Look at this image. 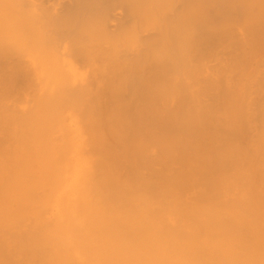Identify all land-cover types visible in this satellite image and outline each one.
<instances>
[{
	"label": "bare ground",
	"instance_id": "1",
	"mask_svg": "<svg viewBox=\"0 0 264 264\" xmlns=\"http://www.w3.org/2000/svg\"><path fill=\"white\" fill-rule=\"evenodd\" d=\"M253 25H257V27H259V29L262 32H264V0H0V59L4 60V62L6 61L4 65L6 64L8 65L7 69L9 71L11 68H14L12 65H10L11 59L15 56L13 55L14 53L17 54L16 56L19 55L21 57H23L22 56L23 54L24 56L25 54L26 56L30 54L27 57L28 58L30 57L31 60L27 61L29 62L27 65L33 70H36L38 66H42L43 68V65L48 64V62L51 61L53 62V60L55 64L57 60L58 63H61V61L66 63L67 60L70 59L71 60L73 59L81 63L82 65L84 64L83 68L82 65H80L81 70L80 69L77 70L79 66H77L78 67L77 69L75 67L74 68L69 67L70 69L67 68L69 69V71L68 70L67 71L72 75V79H71L72 81L69 90H64V92L66 91V95H68V97L71 95L73 98L72 100H74V102H72L70 98L69 101L65 100L64 102H68L67 104H69V102L71 101L73 103L72 107L74 109L78 108L79 110V109H83L84 105L87 103L86 100L89 99V104H91L88 105V107L89 106L91 107L87 110L89 112V110L92 109L93 107L92 106L93 102L91 101V98L92 100L94 98L89 96L88 98H86V94L87 95L90 94L89 89L92 88L91 90L92 92L94 90L93 87L96 89V92L93 91L94 94H92V96L94 95L95 98H98V95L102 97L101 96L103 95V93H101L102 91L104 92L105 98L108 95L112 100V102L113 101L114 102L112 103L111 101H108L109 97L107 98V101L111 102L112 104H115V102L121 101L122 100L121 98H123L124 95H125L124 97L125 100L127 96L133 98L136 92L138 93L142 91L140 90L142 87L144 89L146 87L147 90H150L148 94L152 92V90H156V88L160 89V87L161 88L164 87L161 84V82L159 84L158 81L159 80L162 81V79L165 78V76L167 78L165 80L163 79L164 80L163 83L165 82L164 85L166 87L168 86V88L169 87L176 88V86L185 85L187 83V78L189 75L188 64H187L188 61L187 59L189 57L188 55H191L197 49L196 46L199 45V43L197 44V41L207 42L206 40H208L210 42V40H215L214 42L217 43L216 42L217 37L218 39H220L221 36H227L232 39L236 38L234 43L237 45L239 44L238 47L241 48L240 55L242 54L243 56L242 64L245 62L247 63L248 60L246 61L244 59V56L246 55L247 49L250 48V36H251L250 30L252 29L251 27ZM234 32H235V37L231 35ZM261 35L262 34L259 31V37ZM214 42L212 41L213 44ZM262 42L259 43L258 41L259 44H261ZM225 44L228 45V47L225 46V48H228L229 50L232 47L233 43L231 44V47L229 46L230 42L229 43L225 42ZM204 45L206 48L207 44ZM17 46L19 48H17ZM200 46L202 47L203 45ZM233 46L235 47V45ZM262 47L259 46V49ZM20 48L21 51L18 50ZM213 48L214 47L212 46V49ZM218 48L221 50L220 47ZM233 48H231V50H234ZM251 48H255V47H251ZM191 49H193V52ZM219 49L217 50L220 51ZM202 50L204 51L203 48ZM189 51L191 54H188ZM221 51L224 52L225 49L224 51L223 50ZM206 52L204 55L205 57H207ZM222 52L221 54H223ZM224 53L227 54L226 51ZM234 53L232 55H234ZM210 54H212V52ZM193 55L196 56L195 54ZM262 55H264V53H262ZM204 56L202 55L199 58L201 57L205 58ZM222 56H225V54ZM228 56L230 57L227 58L222 57V58H225L224 60H228L229 58L228 61H230L231 58L234 59L231 56V54H229ZM19 58L17 60H19ZM199 58L197 59L199 60ZM211 58L213 60V57ZM191 59L189 58V60ZM206 59L209 58L207 57ZM237 59H239V57ZM14 60L16 61V59ZM218 60L216 61L217 64L220 61ZM259 61H262L260 63H262L261 65H264V59ZM222 62L223 61H221L220 64H223ZM23 63L21 64V66L24 65ZM231 64H233V61L227 65L229 66ZM224 65H226V63L223 64L222 66L223 68ZM215 66L217 67V71L215 70L216 68L213 66L214 70L218 72L219 71L218 68L220 67H218V65ZM243 66H245V64ZM54 67L57 68L56 66ZM60 67H64V63L63 65L61 63ZM213 67H212V71H213ZM192 68L197 69L195 67H191V69ZM223 68H221V70ZM258 68H257V72H258ZM261 69L259 70L258 74L260 73ZM235 70H237V68H235ZM3 71L5 72V70H2L1 72ZM198 71H200V69H198ZM223 71L225 74L229 70L226 71L224 68ZM230 71H229L230 73H227L226 75L232 74L234 69L231 70L230 67ZM254 72H256V70ZM62 73H60L59 75H61ZM18 74L19 73H17V76L15 77H17V79L20 78L19 81L21 79L23 80L24 77L22 78L20 76L18 78L19 76ZM160 74H164V77L160 76ZM39 75L40 78H42V76L46 78L47 76L44 75V72L43 75L42 73H39ZM226 75H224V77H226ZM238 75L240 82L237 85V87L235 86L234 89L230 90V88H232V85L235 84L234 82L235 80L233 81L232 79V81H229L228 80L229 75H228L227 81H229V83L230 82L232 83L234 82V83L233 84L230 83L231 84L230 86V84L227 85L228 82L226 81L227 82L226 90L228 89L227 92L228 95L225 92L224 94L222 90V93L224 94L221 97L222 101L223 102L227 101L229 105H233L234 107V111L231 112L232 116L230 115L227 116L228 120L224 121L225 128L223 129V127H220L224 131L226 129L225 132L226 136H223L221 132L220 133L217 132L219 134H217L216 132L212 134V131L209 132L210 129H208L207 132L211 134L210 135L211 137L207 136L208 135L207 134L204 136L205 138L204 137L202 138L201 141L199 140L201 138H198V141H200L201 144V142L203 141H204L203 143H205L206 138L209 137L207 139L208 145L207 143L206 145L201 144L203 146L204 145L207 146V148L205 146H204L205 148L203 147L205 152H203V150L200 148L198 141H196L197 144L195 143L194 138L196 137L194 134V135H190V137L188 136L189 138L188 137L184 138L185 141H188L191 139V136H193L192 137L193 139L190 140L191 142L190 141L185 142L184 139H182L183 137H181V140L180 139L175 140V144L176 142L180 144L179 145L176 144V146L175 144L171 145L172 148L174 147V150H171L172 148L170 149L171 151L168 150L170 147L167 149V147L170 145L166 144L168 142L165 138L166 141L164 140L165 142L164 144H166L167 146L164 147H166L165 149L168 150V151L166 150V154H165L164 147L160 148L161 145H164L162 144L163 142H161L163 141V139H159L160 137L158 133H157L158 135L156 136L155 133L157 131H155L154 126L156 128L158 127L157 129H159L160 121L161 119H163L162 116H164V120L167 119L165 115L163 114L161 115V112H163L161 111L162 106L164 108L163 110L165 111L166 115L167 114L169 115V112L173 111L169 109L171 105L170 100L172 99L166 98L164 102L162 101L163 102L162 106H160L159 103L158 105L160 106L161 110L158 109L157 111V108L155 110V106L153 105L154 103L152 102L155 99L151 93L150 95L152 96V98L150 97V95L148 96V94H146L147 93L146 89L145 90L143 89L142 94H137L138 96L140 95L139 97H141L142 95L143 97L139 98L137 95L136 96L138 98L136 96L134 97L137 99V101L138 99H141L142 101L143 100L142 98L146 100V96L144 95V92L146 91L145 94L147 95L148 98H150L149 99L150 101L147 99L148 100L147 102L149 104L150 102L152 103L150 104L151 106L150 105L148 106V103L146 105L143 104L146 103V101L143 100L142 102H140L139 100L140 104L137 103V105H142V106L139 107L136 105L134 107V108L137 107L136 113L137 114L140 113L138 114L140 116L137 115L139 117L138 118L139 120L137 119V122L132 121L134 124L133 127H136L137 130L134 128L132 129V122H130L128 114H127L128 118L125 117L126 118L125 120L123 119L124 115L122 117L121 114L120 115L118 114L119 108L117 109V113H116V115L117 114L119 115V116L117 115L118 117L115 115V112L112 113L109 112L112 114L110 117L107 116L108 113L107 110H106V115L103 112L104 113L103 116L104 117L107 116L104 118L103 121H102L103 118L101 116L100 117L102 119L98 118L99 119L98 120L96 118V116H98L99 113L97 115L95 114L96 116L94 115L96 118L95 120H93L94 117L93 118L82 117L81 114H83L84 116V112L81 110L83 113L77 112L79 114H76L75 119L77 120L78 124L83 125L80 126L82 131L78 127L79 126L78 124H77L78 131L77 132H75L76 130L73 131L75 127L71 123L72 127L74 128L71 131L76 133L75 135H72L75 137V139L73 140L71 139L72 143L74 142L73 144H75V149H76V152L74 151L75 153L73 154L74 156L71 157L70 155H68L69 154L68 152L72 148V144L70 142H69L71 145L70 149H69L70 146L69 144H67L64 147L66 148L69 145L68 146L69 150L62 148L63 146H61L63 145L64 142L65 143L67 142L65 141L66 134L62 133L64 130L63 128H62L63 129L62 132L60 133L63 134L62 137H60V134L58 136V134H54L53 132L47 133L46 132L47 128L46 127L44 128L45 129L44 136L41 137L39 136L40 139L37 142V144L41 146V148H39L41 150H39L38 156L35 155L37 153H34V155L32 154L34 157L28 158L27 156L29 155L25 154V152H23V150L20 149L22 147L19 148V152L16 151V149L12 150V148H10L11 151L9 150V160H8L9 162L4 161V163L5 162L8 163H5L6 165H2V166L1 164L3 162L2 163L0 162V264H264V164H262L264 163L262 162L264 161V158H262V156L264 155L262 156L260 155L261 153H264V151H262L264 150V148L260 147V146H264V142H262V145L257 144V146L259 147H256L258 148L256 150L257 154L258 152L261 151L256 158L258 159V157L261 156L262 160L261 158H259L260 160L258 159V161H254L255 159L253 158L255 156L254 141H248L249 139H247L248 142L246 144L248 147L246 146L240 147L239 145H235L236 144L235 141L237 140L235 141L232 140V138L233 139L236 138L235 136L236 133L238 138V132H240V130L242 132L243 129L241 128L245 127V125L242 126L241 122L239 121L244 115L240 117L242 114L239 115V111L236 110V107L241 102L240 100L242 98V94L245 91V90L242 91L243 89L242 81L244 82L247 80V78L250 76V72L249 71L245 72L244 70L242 71V73ZM26 76L27 75H25V77ZM158 76H160L159 78L162 77V79L159 80L157 79L154 81L155 77ZM8 77L6 76L5 78ZM68 78L70 79V76H68ZM207 79H209L208 76ZM49 80L47 78L48 82H52V79L49 78ZM11 81L14 83L15 80L14 81L11 80ZM55 81L57 82L58 79ZM63 81L65 80H62V82ZM217 81L219 80L217 79ZM222 81L225 82L224 80ZM12 82L10 84H12ZM196 82L203 86V83H200L199 81ZM214 82H212L213 85ZM64 84L69 85V81L67 82L65 81ZM199 84L197 85L199 86ZM5 86L7 85L5 84ZM139 86L141 87L139 89L140 91L138 90ZM257 86L259 87V85ZM7 88L9 89V87ZM10 88L13 87L11 86ZM65 88H67V86H65ZM211 89H213V86ZM211 89L206 88V90H211ZM98 91L101 94L100 93L98 94ZM105 91L107 95L105 94ZM165 91L166 90H164V93ZM184 91L188 92L186 89ZM121 92L124 95L121 94ZM156 92L154 91L152 93H156ZM157 93H158L157 95L155 94L154 95L155 96L160 95L162 93V90L160 89V92ZM189 93L193 98L194 94L191 91L188 92L187 94L189 95ZM66 95L64 96L63 94L65 98L67 97ZM54 96H56L55 93ZM214 96H213L214 101L220 102L219 101L220 97H218L219 95L216 97L217 100H215ZM189 97L190 96H188V98ZM105 98H103V101H106ZM134 98L133 101H136ZM42 101L45 102V100L43 99ZM93 101L96 102L95 100ZM103 101L100 102L99 99V102L102 104ZM108 102L107 103L105 102L106 106ZM50 103L52 104V102ZM56 103H59V101H57ZM105 103L103 104L104 106ZM187 104L189 105V103ZM96 105L99 106L98 108L101 107L99 103ZM109 105L110 104H108L107 106L108 110L110 108ZM152 105L153 108H151ZM177 105H179V103ZM190 106L191 104L188 106V108H190ZM214 106H219V104ZM51 107L53 106L51 105ZM122 107L124 108L123 105ZM138 107L141 110L142 107L143 110L144 107L146 108L145 109L146 113L142 111L144 114H146V116H144V114L141 112V110L138 109ZM32 108L30 107V109ZM58 108L59 110H61L59 105ZM30 109L29 112L31 111ZM50 109L51 108H49V110ZM68 109L70 108H67V110ZM100 109H101L100 111H102L103 107ZM176 109H179V107H177ZM111 110H114V108ZM150 110L153 111V113ZM53 112H55V109ZM156 112L157 114L159 113L161 115V119L159 115L158 117L155 116ZM244 112L246 113L247 111L244 110L243 113ZM14 113L12 112L11 114ZM86 114L88 115L87 112ZM251 114L253 115L252 112ZM72 115L74 116V113H72ZM148 115H150L149 117L151 120H152V116H154L153 119L154 123L151 121V124L149 126V123L143 124V122H139L140 127L142 129H144V127L147 128V126L150 127V129L148 128L150 135L147 134V130H145L146 129L145 128L142 132L145 131L144 134L146 133L147 135L145 134L143 136L142 132H140V129L138 130V128H140L138 127L139 126L138 121L145 122L146 120L149 119ZM247 115L249 116V114ZM61 116L63 117V115ZM89 116L91 115L89 114ZM141 116L143 120L141 119ZM44 117L46 119V116ZM144 117L145 118L148 117V118L144 120ZM156 117L159 118L158 119L159 121H156L155 123L154 120L156 119ZM170 117L168 118V120L169 119L172 120V118ZM54 118H57V116ZM45 119L43 118L42 120ZM217 119L218 118H216V120ZM17 120L19 121L18 118ZM122 120L124 121V124H126V128L130 129L127 132V136L131 135V139H133L134 137L136 138V136L140 134L139 136H142V139L140 137L141 140L140 143L142 144L139 145L137 142H134V144H132L131 140L128 141L127 137H126L127 140L125 139L127 144H125L126 142L123 141L124 138L122 139L118 134H116L118 128H119V132L120 130L122 131L125 128L124 125L121 126L120 124L122 123ZM192 120L194 124L196 120L195 121L194 119ZM75 121L72 122L76 123ZM119 121L120 123H118ZM16 122L14 123L11 122V123L15 124ZM113 122L117 123L118 125L116 131ZM237 122H239V124ZM58 123L55 122L54 124H58ZM26 124L27 123L23 124V127L24 125L26 126ZM45 124H48V122L47 123L45 122L43 126H45ZM157 124L159 126H157ZM163 124L164 126H167L165 123ZM50 125L53 124L49 123L48 126L50 127ZM66 125L69 126V131H70V128L72 127H70V125L68 124H65L64 122V126ZM2 126H4V124ZM57 126L63 127L60 124ZM152 126L154 130L151 128ZM82 127H84L85 131H83L84 129ZM103 127L104 128L106 127L107 128V129L105 128L106 131H108L109 135L112 136L113 138L112 141L111 139H109L112 143L110 141L108 142L107 139L108 137L106 136ZM170 127L171 126H168L169 131L167 130L169 133L172 130L170 129ZM197 127H198V123H197ZM200 129L202 130V128ZM24 130L22 129V132L23 133L26 132L25 135L31 133L26 131V129ZM58 130L56 132H59ZM133 130H135L134 131L135 133L133 132ZM14 131L15 130H13L12 132L14 133ZM69 131L67 132L65 130L64 132L71 133ZM136 131H137V135H135ZM1 132L3 134V130ZM196 132L198 133V131ZM163 133L165 134V131ZM229 133H232L233 135L230 134L229 136ZM256 133L255 135L257 137ZM133 134L135 136L132 138ZM184 134L187 135V133ZM260 135H262V133H260ZM29 136L31 135L29 134L28 137ZM72 136H69L68 134L66 137H72ZM148 136L153 137L155 141V144L153 143V141L152 142L150 141L153 144L149 143V146L156 145L155 150L156 149L158 150L159 148L160 150L162 149L161 151H163L164 149V154L167 155V157L169 156L168 161L167 160H166L167 162L164 161L166 163L161 161L163 163L160 162L161 164L159 165L158 164L159 162H157V159L162 157L161 155L158 156L160 150L156 151L158 152V154L155 153L157 157L154 156V154L153 155L151 154L152 157L150 156V154H148V156L151 157V161H152V162L150 161V163L147 162L148 157L146 155L142 157L143 161L142 159L141 160L139 159L141 158L143 152H140L138 149L140 148L142 149V146L146 147V144L144 143V141L142 142V140H144L145 137ZM155 136L156 138L157 137L158 138L155 139L154 138ZM200 136L202 135L200 134ZM225 137L231 138L232 140L231 142L232 143L234 142V145L230 142L231 145L229 144L230 145L229 146L227 143V139L226 142L223 143L222 140H224ZM16 138H18L17 140H20L18 136ZM115 138L117 139L115 140ZM119 138L120 141L118 140ZM151 139L152 138L149 139L148 137V140ZM219 139L221 140L218 141ZM260 139L262 140L264 138H260ZM5 140H7V138ZM113 140L114 141L118 140L120 144H118L119 143L118 142L116 145H114ZM179 141H181L182 143ZM260 141L258 142L261 143ZM128 142L129 143L131 142L130 145ZM159 142L161 143V145ZM251 142H254L253 143L254 148L252 146V149H251V144H252ZM258 142L256 141V143ZM188 143L190 146L194 143V145L191 146L192 148L188 145ZM222 143L228 147L222 145ZM10 144L8 146L12 145ZM182 144H184V146L187 145V147H184ZM219 144H221L224 148L226 147L225 149L222 150L223 147L220 145V147L222 148L219 150L221 153L223 152L222 154H220V152L216 150V147H219ZM126 145L128 147L127 154L122 150V149L125 150L127 148ZM157 145L159 147H157ZM181 145H182L181 148L182 151L179 150ZM242 145L244 146L245 144ZM4 146L5 145L2 144L0 147L2 148ZM132 146H134L135 152L137 151L136 156L138 154H141L140 156L138 155L139 157H137V159H139L138 163L140 161L139 163L140 168H142V166L144 167V164L142 165V163L144 162L145 164L148 163L147 165L151 163L155 165L156 162V165H159V167L161 166V168L159 169L160 171L161 169L162 170L164 169L161 175H160V171L156 173L157 172L156 170H152V168L157 169V167L154 168L152 164L150 165V167L145 165L144 169L147 168V172L148 169L150 171L146 174L152 175V173L155 171L154 173H156V176L160 175V177H162L163 179L157 178L154 174V176L157 179H159V182L155 183L152 177L147 178L146 176H141L142 174L141 171H140L141 174L139 175L137 166H132L133 165V164L131 165L132 162H130L131 167H128L129 164L128 165L123 164L124 162H127L124 161L125 154H126V159L131 158L127 156L128 154L131 153V149L129 150V147L131 148ZM196 146L200 148L203 153H205L203 157L200 156L199 160H202L201 157L203 158V160L205 159L208 160H205L206 163L205 161H203L204 163L202 162L203 164L201 163L205 171L203 169L201 171V166L198 165V168L200 169L198 170V168H194L197 169L198 171H196L197 173L196 172L193 173L200 175L201 172L203 173L207 172L206 173L207 175L208 171H206V167L204 168V166H207V168L209 166L210 167L209 169H211V175L214 174L218 176L219 175L224 176V174H219V171L216 174L215 173L216 171H214L215 170L214 167L215 166L222 167V163H224L226 160L227 161L231 160L233 164L235 162V164L240 163L241 165L236 166L233 172H230L231 174L229 175H228V171H229L228 169H227L228 171L226 169L222 171L225 173L227 172L226 173L227 175H225L226 177L222 176V178H220L216 176L215 183H212L213 185L210 184L211 183L210 181L213 179L209 180L207 178L209 181L208 182L209 188L210 186L214 188V184H215L216 191H210L211 188L209 189L208 187H206L208 191L201 190L200 193L198 191L197 193L199 195L196 193L197 194L195 195L196 198L195 196L194 197L192 196L191 199H189L188 197V199L182 200L175 194L176 191H174V193L171 192L173 191L172 187L174 185H178V182L180 181L182 182V180L174 179V177L177 178L180 177V179L184 178L182 184L179 183L178 185V186L181 185L180 186L181 188L180 187L178 188L177 186L178 190L181 189L186 190L185 187L188 184H186L187 181L185 182L186 179L185 176L182 175V173L180 174L178 173L179 172L178 171L176 174L177 167H173L171 162L174 163L175 161V163L178 164L179 160L183 159L182 162L180 161L181 167L184 166L185 163H186L185 165H187L188 163L185 162L184 159L186 160V153L189 150L188 148L190 147L192 151H195L197 149ZM177 147L179 149H177ZM5 148L7 150V146ZM118 148H120L122 151H118L119 150ZM208 148H210L209 150L212 152L215 150L218 151L217 153H215V158L219 157L220 155V158L218 159L219 165L216 159L212 160L214 158H212L213 156L210 155V152H207L210 157L206 153V150L209 151ZM63 149L66 150V152L67 151L68 152L67 153L63 152ZM2 150H4V148ZM183 150H186L185 156L181 155L182 156L181 157L178 153H176L177 151L179 153L182 152L181 154H184ZM173 151H175V153L177 154L176 156L175 154H173V156L178 157V159L171 156ZM192 151L190 152L192 153ZM199 151L197 149V152ZM56 152H58L57 155ZM253 152L254 154H252ZM64 153L65 156L66 154L68 155L69 159L66 156L68 160L66 158L65 159L61 158V157L64 158V156H61ZM167 153L170 155H168ZM5 154L6 152L4 153V156ZM18 155H20L21 157ZM131 155L132 154H130V156ZM189 155L187 153V156L191 159L190 157L191 155L190 156ZM4 156L1 158H5ZM197 156L199 155L196 154L195 156L194 154L192 158L194 160L196 159L198 160V158L196 159L194 158ZM171 157L172 159L173 158L174 159L172 160ZM169 158L172 161H169L170 160ZM193 159L192 160L188 159V162L193 161ZM221 159L225 161L222 162ZM159 160H163V159L161 158ZM208 161H210V163H213V166L208 165L207 164ZM214 161H215V165H214ZM259 161H261L262 163ZM182 163L184 164L182 165ZM256 163L258 164V166L256 165ZM124 165H126L128 168L127 170L124 168L125 173L121 174L122 169L120 170V168L126 167ZM167 165L169 168L172 167L175 172L174 171H173L174 173L171 172L170 171L171 169L166 167ZM184 167L183 169L185 170ZM189 167L191 168V165ZM168 169L170 172L168 171ZM191 172H189L190 176L188 175L189 173L186 174V172H184L183 174L187 175L188 177H191ZM124 174L126 175L125 177H123ZM168 175L169 178L167 179ZM200 178L201 177H199L197 180H200ZM169 179L172 180L168 181ZM194 180L193 182L195 184L196 180L195 181ZM187 183H189V181ZM190 184H189V188H190ZM182 185H184L183 186L184 188H182ZM181 191L179 192L183 193Z\"/></svg>",
	"mask_w": 264,
	"mask_h": 264
},
{
	"label": "rangeland",
	"instance_id": "2",
	"mask_svg": "<svg viewBox=\"0 0 264 264\" xmlns=\"http://www.w3.org/2000/svg\"><path fill=\"white\" fill-rule=\"evenodd\" d=\"M253 26H256V27H253ZM251 28V30H250V32H251V36H250V48H248L247 49V51H246V55L244 56V59L247 61V63L245 62V63H243L242 64V58H243V56H242V54L240 55V51H241V48L240 47H238L239 46V44L237 45V44H235L234 43V41H235V39L233 40L232 38H230V37H227V36H221V38L224 40H222L221 38L220 39H218V37H217V40H216V42L217 43H215L214 41L215 40H210V42L208 41V40H206L207 42H198L197 41V44L199 43V45H197L196 47H197V51L195 50L194 52H196V53H194L193 52V49H191L192 50V54L190 53V51L188 52V54H191V55H188L189 57H188V61H187V64H188V78H187V83L185 84V85H183V86H176V88L175 87H169L168 88V86L166 87L165 85H164V83H163V81L167 78L166 76H165V78H163L162 79V77L161 78H159L160 76H163L164 77V74H160V76H158V77H155V79H154V81L155 80H159V79H162V81L161 80H159L158 81V83L160 84V82H161V84L164 86V87H160V89L162 90V93L160 94V95H158V96H155V95H157L158 93L157 92H160V89L159 88H156V90H157V92H156V90H152V92H156V93H152V92H150L152 95H153V97H154V99L155 100H153L152 102L154 103L153 105L155 106V110H156V108H157V111H158V109H160V106H162L163 105V102L166 100V98L168 99V98H170V99H172V100H170V103H171V105H170V107H169V109H171V110H173V111H171V112H169V115L167 114H165V111L163 110L164 108H163V106L161 107L162 108V110L161 111H163V112H161V115L163 114V115H165V117L167 118V119H165L164 120V116H162L163 117V119H161V115L159 114L160 113V110H159V113L157 114V112H156V115L155 116H157L158 117V115H159V117H160V119H161V121H160V126L157 124V126H159L160 128H161V126H162V128H161V131H160V128L159 129H157L155 126H154V124H153V126H154V129H155V131H157L155 134H156V136L159 134V139H163V141H161V142H163L162 144H164L165 142H164V140H165V138H166V140H167V142L168 143H166V144H169L170 146H168L167 147V149L168 150H170L171 148H172V146L171 145H174L175 144V140H178V139H180L181 140V137H183L182 139H184V138H186V137H190V135H194L195 134V137L197 138H194L195 139V143L197 144V142L196 141H198V138H201V139H199L200 141L202 140V138L205 136V135H207V136H210L211 134L209 133V132H211L212 131V134L213 133H217V132H221V134L223 135V136H226L225 135V132H226V129H225V131L223 130L224 128H225V123H224V121L225 120H228L227 119V116H232L231 115V112H233L234 111V107H233V105H229L228 104V102L227 101H225V102H223L222 101V99H221V97H222V95H224L225 93H227L228 92V89L226 90V83H227V85H229L230 83H232V82H230L229 83V81H232V79H233V81L235 82V84L234 85H232V88H230V90H232V89H234L235 88V86L237 87V85L239 84V82H240V80H239V75L238 74H240V73H242V71H244L245 70V72L246 71H249L250 72V78L248 79L247 78V80L246 81H242V83H243V89H242V91H244V93L242 94V98H241V102L238 104V106L236 107V110L237 111H239V115H241L240 117H242L243 115L245 116H243L239 121L241 122V124H242V126H244L245 125V127H243V128H241V129H243V131L241 132V130H240V132H238V138H237V133L235 134V136H236V138L235 139H233L232 138V140H237V141H235L236 142V144L235 145H239L240 147H248L247 146V142L248 141H254L255 142V151H254V149H253V151L255 152V156L253 157V158H255V159H257L256 157H257V155L261 152H258V154H257V149L258 148H256V147H259V146H257V144L259 145H262V142H264V139H260V138H264V137H262V136H264V126H262V125H264V99H262V98H264V96H262V95H264V81H262V80H264V73H262V72H264V65H261L262 63H260V62H262V61H259V60H262V59H264V55H262V53H264V47H262V46H264V42H262V41H264V40H262V39H264V38H261V37H264V32H262L260 29H259V27H257V25H253ZM259 31L261 32V36L259 37ZM232 32V31H231ZM234 34V35H233ZM233 34H231L233 37H235V32L233 33ZM223 37H225V38H223ZM260 38H261V40H260ZM212 39V38H211ZM214 39H216V38H214ZM253 39V40H252ZM259 39V40H258ZM219 40H220V43H219ZM257 40V41H256ZM212 41L214 42V44L212 43ZM252 41H255V42H252ZM258 41H259V43L260 42H262L261 44H259L258 43ZM210 44H209V43ZM225 42L226 43H229L230 42V47H231V44H232V47L231 48H233L234 46L233 45H235V47L233 48L234 50H231V48L228 50V48H225V46L226 47H228V45H226L225 44ZM232 42V43H231ZM256 44V42H257V44L255 45L254 44V46H253V44ZM201 43V44H200ZM219 43V44H218ZM223 43V44H222ZM204 44H207L206 46L208 47H206L205 48V45ZM212 44V45H211ZM216 44H217V46L218 47H220L221 48V50H223L224 51V49H225V51L227 52V54L226 53H224V52H222L217 46H216ZM200 45H203L202 47L200 46ZM237 45V46H236ZM198 46H200V47H198ZM211 46V47H210ZM212 46L214 47L213 49H212ZM259 46H261L262 48H260L259 49ZM215 47H217V48H215ZM251 47H255V48H251ZM17 48H19L18 46H17ZM16 48V49H17ZM202 48L204 49V51L202 50ZM257 48V49H256ZM199 49V50H198ZM207 49V50H206ZM217 49H219L223 54H221V52L220 51H218ZM227 49V50H226ZM236 49H237V52H238V54H237V52H236ZM19 51H21V48L20 49H18ZM202 50V51H201ZM207 52H206V51ZM209 50V51H208ZM214 52H213V51ZM253 51V53H252V51ZM258 50V51H257ZM201 52V53H199V52ZM233 51V52H232ZM234 51H235V53H234ZM256 51V52H255ZM205 52H206V56L209 58V59H206L207 57H205L204 55H205ZM212 52V54H210ZM228 52H230V53H228ZM13 53V52H12ZM209 53V54H208ZM234 53V55H232ZM256 53V54H255ZM20 54H21V52H20ZM193 54H195L196 56H194ZM198 54H199V56H198ZM221 54V55H220ZM225 54V56H222V55H224ZM229 54H231V56L235 59H232L231 58V60L230 61H228L229 60V58H228V60H224L225 58H222V57H230V56H228ZM10 55V54H9ZM13 55H15L12 59H11V61H10V65H12L14 68H9L10 69V71L7 69L8 67V65L6 64V65H4L5 64V62H4V60H2V59H0V103H2V104H0V130L2 131L3 130V134H2V132L0 131V146L3 144V145H5L4 147H0L1 149V151H0V162L2 163L1 164V166L2 165H6L5 163H8L9 161V150L11 151V149L10 148H12V150L13 149H16V151H18L19 152V148L20 147H22V148H20V149H22L23 150V152H25V154H27V155H29V156H27L28 158H32V157H34L33 155H34V153H37V154H35V155H39V150H41V149H39V148H41V146H39L38 144H37V142L39 141V139H40V137L41 136H44V133H45V127L47 128V133L48 132H53L54 134H58V136H59V134L62 132V130H63V132L62 133H64V134H66V136L69 134V136H72V135H75L76 133L75 132H77L78 131V129H77V126L80 128V130L82 131V129H81V127L80 126H83V125H81V124H78L77 123V120L75 119L76 117V114H79V113H77V112H84V116H83V114H81V116L82 117H85V118H93L94 117V119L93 120H95L96 118L98 119H102V121L104 120V118L105 117H107V116H111L112 114V112H115V115H116V113H117V109L119 108V115L121 114L122 115V117H123V115H124V117H123V119L125 120L126 118H128V116H127V114L129 115V120H130V122H137V119L139 118L138 116H140V115H138V114H140V113H136L137 112V107L136 108H134L136 105H137V103H139L140 104V102H142L143 100H144V98H142L143 100L141 101V99H138V101H137V99L136 98H134L137 94H142V92H143V87L141 88L140 86L138 87V90L140 89V90H142V91H140V92H136L135 93V96L133 97L136 101H133V98L131 97H129V96H127V98H126V100L124 99V97H125V95L123 94L124 93V91H123V93L121 92V94H123L124 95V97L123 98H121L122 100L121 101H119V102H115V104H112L113 102H112V100L110 99V97L106 94V91H105V94L107 95V97L105 98V95H104V92H102L101 91V93H103V95H101L102 97H100L99 95H98V98H95L94 97V95L92 96V94H94V92L93 91H95L96 92V89L93 87V91L91 92V90H92V88H90L89 89V92H90V94H86V98H88V96L89 97H93L94 99L93 100H95L96 102H94L93 100H92V98H91V101L93 102H91L92 103V109H90L89 110V112H91V113H89L87 110L89 109V108H91L90 106L88 107V105H91V104H89V99H87L86 100V102L88 103H86L85 105H84V107H83V109H79L78 110V108H73L72 107V105H73V103L72 102H74V100H72L73 98H72V96L70 95V93H69V97H68V95H66V91L64 92V90H69V87L71 86L70 84H71V79H72V75L68 72L69 71V67H75L76 69L78 68L77 66H79V68L77 69V70H81V67H80V65H82L81 63H79V62H77V61H75V60H67V62L65 63V62H62L61 61V63H62V65H63V63H64V67H60L61 66V63H58V60L56 61V64H55V62H54V60H53V62L51 61V62H48V64H45V65H43V68H42V66H38L37 67V69L36 70H33L32 68H30V67H28V63L29 62H27L28 60H31L30 59V57L28 58L27 56H29V55H27L26 56V54H25V56H24V54L22 55L23 57H21V56H16L17 54L16 53H14ZM204 56L205 58H203V57H201V58H199L200 56ZM210 55H211V57H213V60H212V58L210 57ZM220 55V56H219ZM238 55H240V56H238ZM192 57V59H191V57ZM216 56V57H215ZM234 56H236L237 58L239 57V59H237L236 57H234ZM251 56V57H250ZM19 57H21V58H19ZM26 57V58H25ZM194 57H196V58H194ZM218 57V58H217ZM219 57H220V59H219ZM262 58V59H259V58ZM19 58V60H17ZM189 58L191 59V60H189ZM197 58H199V60L197 59ZM252 58V59H251ZM258 58V59H257ZM14 59H16V61L14 60ZM203 59H205V60H203ZM216 59V60H215ZM220 61H219V60ZM222 59V60H221ZM238 61H237V60ZM25 60H26V62H25ZM199 62H198V61ZM202 60H203V62H202ZM208 60V61H207ZM219 61L218 62V64L216 63V61ZM240 60V61H239ZM1 61H2V63H1ZM60 61V60H59ZM75 63H74V62ZM194 61V62H193ZM196 61V62H195ZM213 63V64H215V65H218V67H220V68H218V72H216L217 71V67L215 66V65H213L211 62ZM221 61H223L222 63L223 64H225L226 63V65H224V68H225V70L227 71V70H229L230 71V67H231V70H233L234 69V71L232 72V74H228L229 75V77H228V75H226L227 73H230L229 71H227V73H225L224 74V68L222 67L223 66V64H220L221 63ZM226 61V62H225ZM233 61V64H231V65H227V64H229V63H231ZM236 61H237V63H236ZM20 62V63H19ZM24 62V63H23ZM73 62V63H72ZM227 62H229V63H227ZM260 64H259V63ZM24 64V65H22L21 66V64ZM77 63V64H76ZM98 63V62H97ZM196 65H198V66H196ZM201 63V64H200ZM20 64V65H19ZM66 64V65H65ZM101 64V63H100ZM192 64V65H191ZM211 64V65H210ZM245 64V66H243ZM247 64H248V66H247ZM259 64V65H258ZM201 65V66H200ZM209 67H208V66ZM239 65V66H238ZM51 66H52V68L54 67V66H56L57 68H51ZM83 66H84V64L82 65V68H83ZM216 68L215 70H214V67ZM226 66V67H225ZM237 66V67H236ZM59 67V68H58ZM191 67H195V68H197V69H194V68H192L191 69ZM212 67H213V71H212ZM232 67H233V69H232ZM238 67H240V68H238ZM259 67V68H258ZM6 68V69H5ZM65 68V69H64ZM67 68H69V69H67ZM204 68V69H203ZM221 68H223L222 70H221ZM229 68V69H228ZM235 68H237V70H235ZM257 68H258V72H259V70L261 69V71H260V73L258 74V72H257ZM13 69V70H12ZM16 69H17V71H16ZM19 69V70H18ZM59 71H58V70ZM64 69V70H63ZM198 69H200V71H198ZM2 70H5V72L3 71V72H1ZM6 70H8V71H6ZM12 70V71H11ZM62 70H63V73H62ZM68 70V71H67ZM197 70V71H196ZM205 70V71H204ZM223 72V74H222V72ZM240 72H239V71ZM256 70V72H254ZM46 71H48V72H46ZM55 71V72H54ZM214 73V72H216V73H212V72ZM237 71V72H236ZM8 72V73H7ZM10 72V73H9ZM16 72V73H15ZM43 72H44V75L46 76V78L44 77V76H42V78H40V75H39V73H42V75H43ZM46 72V73H45ZM50 72H51V74H50ZM253 72V73H252ZM17 73H19L18 75V78L21 76L22 78H23V80L21 79L20 81H19V79H17V77H15V76H17ZM56 73V74H55ZM58 73V74H57ZM60 73H62L61 75H59ZM197 73H199V74H197ZM218 73H219V75H218ZM238 73V74H237ZM256 73V74H255ZM14 74H16V75H14ZM67 76H66V75ZM70 74V75H69ZM209 74V75H208ZM236 74V75H235ZM258 74V75H257ZM3 75V76H2ZM25 75H27L26 77H25ZM55 75V76H54ZM57 75V76H56ZM58 75H59V77H58ZM67 77H65V76ZM224 75H226V77H224ZM252 75V76H251ZM259 75H260V77H259ZM8 77V76H11V77H8V78H5V77ZM13 76V77H12ZM68 76H70V79L68 78ZM200 76V77H199ZM204 76H206V77H204ZM207 76L209 77V79H207ZM234 76V77H233ZM235 76H237V77H235ZM258 76V77H257ZM15 77V78H14ZM56 77H57V79H58V81L56 82L55 80H57L56 79ZM204 79H203V78ZM227 77L229 78L228 80L229 81H227ZM233 77V78H232ZM251 77H252V79H251ZM254 77H256V78H254ZM47 78H48V80H49V78L50 79H52V82H48L47 81ZM61 78H62V80H65L66 82L67 81H69V85L68 84H64V82L65 81H63L62 82V80H61ZM193 78V79H192ZM202 78V79H201ZM206 78V79H205ZM212 78H214V79H212ZM222 78V79H221ZM231 78V79H230ZM235 78H237V79H235ZM4 79V80H3ZM26 81H25V80ZM35 79V80H34ZM66 79H68V80H66ZM152 79H153V77H152ZM194 79H195V81H194ZM217 79L220 81H217ZM226 79V80H225ZM252 81H251V80ZM256 79V80H255ZM261 79V80H260ZM8 80V81H7ZM11 80H15L14 81V83L11 81ZM32 80V81H31ZM117 80V79H116ZM201 80H202V82H201ZM203 80H205V81H203ZM208 80H209V82H211V83H209L208 82ZM211 80V81H210ZM222 80H224L225 82H223ZM260 80V81H259ZM4 81H7V82H4ZM12 82V84H10L11 82ZM43 81V82H42ZM49 81H51V80H49ZM54 81V82H53ZM196 81H199L200 83H203V86L201 85V84H199V83H197ZM215 81V82H214ZM221 81H222V84L223 83H225V84H221ZM227 81V82H226ZM256 81V82H255ZM36 82H37V84H36ZM42 82V83H41ZM45 82V83H44ZM196 84H195V83ZM205 82V83H204ZM212 82H214V85H213V83ZM233 82V83H234ZM249 82V83H248ZM256 84H255V83ZM261 82V83H260ZM9 85H11L13 88H10L11 86H9ZM47 83V84H46ZM51 83V84H50ZM232 83V84H233ZM252 83H254V84H252ZM5 84L7 85V86H5ZM46 84V85H45ZM48 84H49V86H48ZM59 84V85H58ZM67 86V88H65V86ZM197 84H199V86L197 85ZM205 84V85H204ZM206 84H208V85H206ZM216 84V85H215ZM249 86H248V85ZM37 85V86H36ZM55 85V86H54ZM57 85H58V87H57ZM162 85H159V86H162ZM224 85H225V87H224ZM257 85H259V87L257 86ZM5 86V87H4ZM35 86V87H34ZM142 86V85H141ZM185 86V87H184ZM197 86V87H196ZM201 86V87H200ZM212 86H213V89H211L212 88ZM218 86H219V88H218ZM230 86H231V84H230ZM252 86V87H251ZM257 86V87H256ZM261 86V87H260ZM1 87H2V89H1ZM7 87H9V89L7 88ZM22 87V88H21ZM48 89H47V88ZM178 87V88H177ZM184 87V88H183ZM249 87H251V88H249ZM38 88V89H37ZM201 88V89H200ZM203 88V89H202ZM205 88V89H204ZM206 88L207 89H211V90H206ZM247 88V89H246ZM259 88V89H258ZM46 89V90H45ZM62 89H63V91H62ZM145 89H146V87H145ZM144 89V90H145ZM187 90L188 92H192L193 94H194V96H193V98H192V96H191V94L189 93V95L187 94L188 92H186V91H184V90ZM220 91H219V90ZM251 89V90H250ZM258 89V90H257ZM261 89V90H260ZM34 90H36V91H34ZM59 90V91H58ZM137 90V91H138ZM147 90V89H146ZM164 90H166V91H168V92H166L165 91V93H164ZM203 90V91H202ZM205 90V91H204ZM216 90V91H215ZM222 90H223V93H222ZM225 90V91H224ZM248 90H249V92H248ZM253 90V91H252ZM257 92H256V91ZM62 91V92H61ZM99 91H100V89H99ZM98 91V94L100 93ZM104 91V90H103ZM150 90H147V93L146 94H148V92H149ZM176 91V92H175ZM210 91H212V92H210ZM247 91V92H246ZM146 92V91H145ZM145 92H144V95L146 96V100H144V101H146V103H143V104H147L148 102V100L150 99V98H148L147 97V95L145 94ZM174 92V93H173ZM221 92V93H220ZM260 92V93H259ZM36 93V94H35ZM54 93L56 94V96H54ZM64 94V96L66 95L67 97L65 98L64 96H63V94ZM100 93V94H101ZM126 93V92H125ZM150 93L148 94V96L150 95ZM200 93V94H199ZM205 93V94H204ZM212 95H211V94ZM59 94H60V96H59ZM155 94V95H154ZM167 94V95H166ZM177 94V95H176ZM203 94V95H202ZM209 94V95H208ZM52 95V96H51ZM123 95H121V96H123ZM165 95V96H164ZM179 95H180V97H179ZM200 95V96H199ZM215 95V96H214ZM219 95V96H218ZM227 95H228V93H227ZM247 95V96H246ZM250 95H251V97H250ZM255 95V96H254ZM138 96V95H137ZM136 96V97H137ZM140 96V95H139ZM138 96V97H139ZM162 98H161V97ZM164 96V97H163ZM169 96V97H168ZM186 96V97H185ZM188 96H190L189 98H188ZM203 96V97H202ZM206 96V97H205ZM213 96H214V98H215V100H217L216 99V97L218 96V97H220V99H219V101L221 102H217V101H214V99H213ZM59 97V98H58ZM109 97V99H108V101H111V102H108L107 101V98ZM129 97V98H128ZM137 97V98H138ZM141 97H143V95L141 96ZM141 97H139V98H141ZM150 97L152 98V96L150 95ZM160 97V98H159ZM178 97V98H177ZM183 97H184V99H183ZM205 97V98H204ZM256 97V98H255ZM259 97H260V99H259ZM24 98V99H23ZM35 98V99H34ZM57 98V99H56ZM71 99V101L69 102V104H67L68 102H64L65 100L66 101H69L70 99ZM103 98H105L106 99V101H103ZM156 98H158V99H156ZM164 98V99H163ZM179 98H180V100H179ZM213 101V103H212V101L210 100V99ZM251 98V99H250ZM255 98V99H254ZM258 98V99H257ZM42 99L43 100H45V102L44 101H42ZM97 99V100H96ZM99 99H100V102L101 101H103V104L106 102H108V104H110L109 105V110H108V104H107V106H106V103H105V106L102 104V103H100L99 102ZM102 99V100H101ZM104 99V100H105ZM132 99V100H131ZM148 99V100H147ZM163 99V100H162ZM188 99V100H187ZM204 99V100H203ZM246 99V100H245ZM31 100V101H30ZM79 100V99H78ZM78 100H76V101H78ZM81 100V99H80ZM139 100H140V102H139ZM159 100V101H158ZM176 101V103H175V101ZM202 100V101H201ZM262 100V101H261ZM23 101V102H22ZM57 101H59V103H56ZM63 101V102H62ZM98 101V102H97ZM124 101H125V103H124ZM130 101V102H129ZM133 101V102H132ZM150 101V100H149ZM155 101H157V102H155ZM163 101V102H162ZM180 101V102H179ZM183 103H182V102ZM189 101V102H188ZM200 101V102H199ZM252 103H251V102ZM261 101V102H260ZM50 102H52V104L50 103ZM54 102V103H53ZM120 102H122V103H120ZM135 102H136V104H135ZM179 103V105H177L178 103ZM192 102V103H191ZM216 102V103H215ZM223 102V103H222ZM247 102H249V103H251V104H249V103H247ZM29 103V104H28ZM56 103V104H55ZM60 103H61V105H60ZM99 103V105L101 106L100 108H102L103 107V109H102V111H100L101 109L100 108H98L99 106H97L96 104H98ZM121 104V105H119V104ZM127 103V104H126ZM155 103H157V104H155ZM160 103V106L158 105ZM187 103H189V105L191 104V106H192V108H191V106H190V108H188V104ZM211 103V104H210ZM226 105H225V104ZM16 104V105H15ZM56 106H54V105ZM63 104V105H62ZM93 104H95V105H93ZM102 104V105H101ZM113 105V107H112V105ZM150 104H152L151 102H150ZM149 103H148V106L150 105ZM184 104H187V105H184ZM198 104V105H197ZM202 104V105H201ZM219 104V106H214V105H218ZM222 104V105H221ZM245 104V105H244ZM249 104V105H248ZM256 104V105H255ZM34 105V106H33ZM51 105L53 106V107H51ZM58 105H59V107H60V109L61 110H59V108H58ZM117 105V106H116ZM122 105L124 106V108L122 107ZM127 107H126V106ZM134 105V106H133ZM153 105H152V107L151 108H153ZM206 105H209V106H206ZM253 105V106H252ZM255 105V106H254ZM260 105V106H259ZM13 106V107H12ZM62 106V107H61ZM67 106V107H66ZM95 106H97V107H95ZM137 106H139V107H141L142 105H137ZM148 106H147V108H148ZM151 106V105H150ZM159 106V107H158ZM182 108H181V107ZM213 106V107H212ZM243 106H244V109H243ZM246 106H248V107H246ZM30 107L32 108V109H30ZM65 107H66V109H65ZM86 107V108H85ZM126 107V108H125ZM139 107H138V109H139ZM146 107V106H145ZM144 107V110H143V107H142V110L141 109H139V110H141V112L142 111H144L145 112V108ZM177 107H179V109H176ZM185 107H186V109H185ZM203 107V108H202ZM208 107V108H207ZM261 107V108H260ZM15 108V109H14ZM18 108V109H17ZM49 108H51L50 110H49ZM62 108H63V110H62ZM67 108H70V109H68L67 110ZM73 110H72V109ZM94 108H95V110H94ZM97 108H98V110H97ZM104 108H105V110H104ZM114 108V110H111V109H113ZM227 108V109H226ZM250 108V109H249ZM252 108H255V109H252ZM7 109V110H6ZM11 109H14V110H11ZM27 109H28V111H27ZM29 109L31 110L30 112H29ZM54 109H55V112H53L54 111ZM121 109H123V110H121ZM127 109V110H126ZM136 109V110H135ZM149 109H150V107H149ZM168 109V110H169ZM211 109V110H210ZM218 109V110H217ZM248 109V110H247ZM260 109V110H259ZM18 110V111H17ZM26 110V111H25ZM49 110V111H48ZM51 110H52V112H51ZM82 110V111H81ZM85 110V111H84ZM106 110L108 111V113H107V116H103L104 115V113H105V115H106ZM125 110V111H124ZM152 110V109H151ZM150 110V111H151ZM176 110V111H175ZM186 110V111H185ZM216 110V111H215ZM220 110H221V113H220ZM244 110H246L247 112L245 113H243V111ZM252 110V111H251ZM255 110V111H254ZM21 111V112H20ZM72 111H74V112H72ZM94 111V112H93ZM122 111V112H121ZM129 113H128V112ZM147 111V110H146ZM191 113H190V112ZM260 111H261V113H260ZM3 112V113H2ZM14 113V114H11V113ZM19 112V113H18ZM47 112V113H46ZM49 112V113H48ZM82 112V113H83ZM86 112L88 113V115L86 114ZM93 112V113H92ZM96 112V113H95ZM100 112H101V114H100ZM104 112V113H103ZM109 112H111V113H109ZM127 112V113H126ZM152 113H153V111H151ZM150 112V113H151ZM180 112V113H179ZM211 112V113H210ZM250 112V113H249ZM251 112L253 113V115L251 114ZM259 112V113H258ZM26 113H28V114H26ZM46 113V114H45ZM52 113V114H51ZM72 113H74V116L72 115ZM99 113V115L98 116H96L97 114ZM103 113V114H102ZM143 113V112H142ZM146 113V112H145ZM151 113V114H152ZM154 113H155V111H154ZM205 113V114H204ZM213 113H218L217 115L216 114H213ZM19 114V115H18ZM22 114H23V116H22ZM45 114V115H44ZM47 114H49V115H47ZM65 114V115H64ZM71 114V115H70ZM89 114L91 115V116H89ZM96 114V115H95ZM114 114V113H113ZM117 114V115H118ZM126 114V115H125ZM144 114V113H143ZM187 114H188V116H187ZM207 114V115H206ZM247 114H249V116L247 115ZM10 115V116H9ZM33 115V116H32ZM51 115V116H50ZM61 115H63V117L61 116ZM96 116V118H95V116ZM116 115V116H117ZM118 115V116H119ZM138 115V116H137ZM142 115V114H141ZM176 117H175V116ZM179 115V116H178ZM210 115V116H209ZM255 115V116H254ZM260 115V116H259ZM12 116V117H11ZM30 116H32V117H30ZM44 116H46V119H45V117ZM57 116V118H54V117H56ZM69 116H72V117H69ZM102 118H101V117ZM117 116V117H118ZM143 116V115H142ZM142 116H141V119L143 120V118H142ZM144 116H146V114H144ZM150 115H148V117H149ZM170 116H172V117H170ZM197 117V118H195V117ZM212 116V117H211ZM214 116H216V117H214ZM221 116V117H220ZM248 116V117H247ZM14 117V118H13ZM19 119V121L17 120V118ZM48 117V118H47ZM60 117V118H59ZM126 117V118H125ZM147 117V118H148ZM156 117V119L154 120L155 121V123H156V121H159L158 119L159 118H157ZM172 118V120H168V118ZM174 117H175V119H174ZM180 117V118H179ZM187 117H188V119H187ZM190 117V118H189ZM222 118V119H220V118ZM250 117V118H249ZM259 117V118H258ZM2 118V119H1ZM4 118V119H3ZM13 118V119H12ZM16 118V119H15ZM23 118H24V121H23ZM45 119V120H42V119ZM63 118V119H62ZM132 118V119H131ZM147 118H145L144 117V120H146ZM216 118H218L217 120H216ZM245 118H246V120H245ZM256 118V119H255ZM262 118V119H261ZM15 119V120H14ZM98 119V120H99ZM118 119H120V118H118ZM153 119H154V116H152V120L150 119V117H149V119L148 120H146V121H149V122H144V121H138V123L139 122H143V124H147V123H149V126H150V124H151V121L153 122ZM181 119V120H180ZM184 119V120H183ZM186 119V120H185ZM192 119H194V124H193V120H192V122H191V120ZM214 119V120H213ZM220 119V120H219ZM251 119V120H250ZM258 119V120H257ZM10 120H11V122L12 123H14V122H16L15 124H12L11 122H10ZM42 120V121H41ZM60 120V121H59ZM76 120V121H75ZM139 120V119H138ZM178 120H179V122H178ZM189 120V121H188ZM209 120V121H208ZM249 120V121H248ZM7 123H6V122ZM14 121V122H13ZM22 121V122H21ZM39 121H41V122H39ZM50 121V122H49ZM75 121L76 123H73V122ZM121 121V120H120ZM120 121L118 122V123H120ZM128 121V120H127ZM164 121V122H163ZM178 123H177V122ZM189 123H188V122ZM213 121V122H212ZM253 121V122H252ZM4 122V123H3ZM20 124H19V123ZM27 123L26 124V126L24 125V127H23V124H25V123ZM47 123L48 122V124H45V126H43L44 125V123ZM55 122H59L58 124H54ZM64 122H65V124H68V125H70V127H72V124H73V126L75 127V129L72 127V128H70V131H69V126H64ZM133 122H132V129L134 128V129H136V127H133ZM169 122H171V123H169ZM176 122V123H175ZM185 122V123H184ZM212 123V125H211V123ZM220 122V123H219ZM244 122V123H243ZM246 122H248V123H246ZM255 122H256V124H255ZM1 123H3L4 124V126H2L3 124H1ZM37 123H39V124H37ZM49 123L50 124H53V125H50V127L48 126L49 125ZM72 123V124H71ZM154 123V122H153ZM163 123H165L167 126H164V124ZM179 123H180V125H179ZM186 123H188V124H186ZM197 123H198V127H197ZM238 124H239V122H237ZM259 123V124H258ZM5 124H7V125H5ZM35 124H37V125H35ZM62 125L63 127H60V126H57V125ZM78 124V125H77ZM113 124L115 125V131L117 130V127H118V125H117V123H114L113 122ZM121 124V126L122 125H124V130H120V132H119V128H118V130H117V132H116V134H118L119 136H120V138H124L123 139V141H125V139H126V137L128 138V141L129 140H131V142H132V144H134V142H137L139 145L140 144H142V143H140L141 142V140H140V137H141V139H142V136H139L140 134H139V132H138V136H136V138L134 137L135 135H137V131H136V134L134 135L133 134V136H132V138L134 139H131V135H128L127 136V132H128V130H130L129 128H126V124H124V121L122 120V123H120ZM127 124H128V122H127ZM172 124V125H171ZM190 124H192V125H190ZM217 124V125H216ZM219 124V125H218ZM249 124V125H248ZM253 124V125H252ZM16 125V126H15ZM20 127H19V126ZM22 125V126H21ZM41 125V126H40ZM47 125V126H46ZM55 125V126H54ZM76 125V126H75ZM141 125H142V123H141ZM179 125V126H178ZM185 125V126H184ZM249 127H248V126ZM5 126H6V128H5ZM120 126V127H121ZM137 126V125H136ZM145 126V125H144ZM153 126L151 127L152 129H153ZM168 126H171L170 127V129H172L171 131H170V133L168 132L169 131V128H168ZM175 128H173V127ZM201 126V127H200ZM214 126V127H213ZM217 126V127H216ZM255 126V127H254ZM4 127V128H3ZM59 127V128H58ZM66 127V128H65ZM127 127H128V125H127ZM138 127H140V123H139V126ZM191 127V128H190ZM220 127H223V129L222 128H220ZM21 130H20V129ZM57 128V129H56ZM63 128V129H62ZM83 129H84V127H82ZM104 128V127H103ZM106 128V127H105ZM104 128V131H105V133H106V136L108 137L107 139H108V142L110 141L109 139H111V141H112V136L111 135H109V133H108V131H106V129ZM114 128V127H113ZM146 127H144V129H145ZM148 128L150 129V127H148L147 126V128L145 129V130H147V134H149V130H148ZM196 128V129H195ZM200 128H202V130L200 129ZM214 128V129H213ZM215 128H217V129H215ZM249 128V129H248ZM251 128H253V129H251ZM260 128H262V129H260ZM15 130L14 131V133L12 132L13 130ZM17 129V130H16ZM22 129L24 130V129H26V131H28V132H31V133H29L31 136H29L28 137V135L29 134H26L25 135V133H23L22 132ZM51 129H52V131H51ZM59 129V130H58ZM60 129H61V131H60ZM68 129V130H67ZM74 129V130H73ZM140 129V132H142L144 129H142L141 127L140 128H138V130ZM152 129H151V132H152ZM153 129V130H154ZM181 129V130H180ZM188 129V130H187ZM199 129H200V131H199ZM208 129H210V131L209 132H207V130ZM212 129V130H211ZM236 129V128H235ZM240 129V128H239ZM246 129V130H245ZM251 129V130H250ZM259 129V130H258ZM10 130V131H9ZM19 130V131H18ZM59 131V132H56V131ZM69 131V132H71V133H67V132H64V131ZM71 130H73V131H75V132H73V131H71ZM137 130V129H136ZM168 130V131H167ZM175 130V131H174ZM183 130H184V132H183ZM217 130V131H216ZM25 131V130H24ZM83 131H85V129L83 130ZM135 130H133V132H134ZM165 131V134L163 133ZM172 131H173V133H172ZM186 131V132H185ZM190 131V132H189ZM196 131H198V133L196 132ZM206 131V132H205ZM223 131V132H222ZM254 131V132H253ZM256 131H257V133H256ZM262 131V132H261ZM11 132V133H10ZM19 132V133H18ZM22 132V133H21ZM27 132V133H28ZM132 132V131H131ZM131 132H129V133H131ZM145 132V131H144ZM144 132H142V135L144 136L145 134H144ZM162 132V133H161ZM181 133V134H178V133ZM203 132V133H202ZM36 133H38V134H36ZM73 133V134H72ZM135 133V132H134ZM158 133V134H157ZM184 133H187V135L186 134H184ZM219 133H217V134H219ZM241 133V134H240ZM244 133V134H243ZM255 133L257 134V137H256V135H255ZM260 133H262V135H260ZM6 134V135H5ZM23 136H22V135ZM146 134V135H147ZM155 134H153V135H155ZM200 134L202 135V136H200ZM220 134V135H221ZM230 134H232V133H229V136H230ZM240 134V135H239ZM243 134V135H242ZM2 135H3V137H2ZM11 135H13V136H11ZM20 135H21V137H20ZM62 135L63 134H60V137H62ZM117 135V136H118ZM150 135V134H149ZM152 135V136H153ZM161 135V136H160ZM233 135V134H232ZM245 135V136H244ZM250 135V136H249ZM254 135V136H253ZM260 135V136H259ZM11 136V137H10ZM19 137V139L20 140H17L18 138H16V137ZM40 136V137H39ZM65 136V138H66V140L65 141H67L66 143L64 142L63 143V145H61V146H63L62 148H64L67 144H69L70 145V143L72 144V148H71V145L69 146V149H70V151L68 152L69 154L68 155H70L71 157L72 156H74L73 154L76 152V149H75V144H73L72 143V140L73 139H75V137L74 136H72V137H66ZM111 138H110V137ZM156 136L154 137L155 139H157L156 138ZM163 136H164V138H163ZM166 136V137H165ZM206 136V137H207ZM213 136V135H212ZM222 136V137H223ZM227 136H228V134H227ZM244 136V137H243ZM2 137V138H1ZM26 137H28V138H26ZM31 137V138H30ZM74 137V138H73ZM138 137V138H137ZM148 137H149V139L150 138H152L151 140H148ZM148 137H145V139L144 140H142V142L144 141V143L146 144V147L145 146H142V149L140 148V149H138L139 147V145L137 146L138 148V150L140 151V152H143L142 153V156H141V158H139L140 160L142 159V157L144 156V155H146L148 158V160H149V157L151 156V154L153 155L154 154V156H156V154H158V152H156V151H159L160 149L158 148V150L156 149L155 150V146H149V143H151L152 141H153V143L155 144V141H154V139H153V137H151V136H148ZM188 137V138H189ZM193 136H191V139L190 140H192L193 138H192ZM211 137V136H210ZM222 137H221V139H222ZM233 137V136H232ZM240 137V138H239ZM243 137V138H242ZM256 137V138H255ZM7 138V140H5ZM120 138L118 139L119 141H120ZM187 138V139H188ZM205 138V137H204ZM209 138V137H208ZM208 138H206V141H205V143H203V142H201V144H205L206 145V143H207V145H208ZM224 138V137H223ZM253 138V139H252ZM24 139H25V142H26V140H27V142L25 143L24 142ZM72 139V140H71ZM117 138H115V140H116ZM158 139V140H159ZM186 139V140H187ZM221 139H219L218 141H220ZM226 139H227V143H228V145L230 144V142L232 141L231 140V138H229V137H225V139L224 140H222L223 141V143L224 142H226ZM230 141H229V140ZM246 139V140H245ZM247 139H249L248 141H247ZM256 139V140H255ZM4 140V141H3ZM30 140V141H29ZM69 140V141H68ZM114 141L113 140V144L114 145H116L119 141ZM127 140V139H126ZM133 140V141H132ZM139 140V141H138ZM165 140V141H166ZM190 140H188V141H190ZM204 140V139H203ZM240 142H239V141ZM244 140V141H243ZM261 140V141H260ZM11 141H15L14 143L13 142H11ZM110 141V142H111ZM149 141V142H148ZM151 141V142H150ZM184 141H185V139H184ZM188 141H185V142H188ZM200 141H198L199 142V145H200V148L203 150V152H205L204 151V149H203V147L205 146H203V145H201L200 144ZM243 141V142H242ZM256 141L258 142V141H260L261 143H256ZM2 142V143H1ZM58 142V141H57ZM70 142V143H69ZM126 142V141H125ZM130 142V143H131ZM156 142H157V140H156ZM174 142V143H173ZM179 142H181V141H179ZM191 142V141H190ZM254 142H251L252 144H251V149H252V146H253V143ZM12 145H11V144ZM29 145H28V144ZM56 143V142H55ZM112 143V142H111ZM129 143V142H128ZM130 143H129V145H130ZM153 143H151V144H153ZM160 143V142H159ZM159 143H158V145H159ZM182 143V142H181ZM221 143V142H220ZM222 143V145H225V144H223ZM232 143V142H231ZM11 145V146H8V145ZM25 144V145H24ZM29 146H27V145ZM118 144H120V142L118 143ZM125 144H127V142L125 143ZM157 144V143H156ZM166 144H164V145H161V143H160V148H163L164 146H167ZM176 144H180V143H177L176 142ZM176 144H175V146H176ZM185 144V143H184ZM184 144H182L183 146H184ZM192 144V143H191ZM233 145H234V142L232 143ZM241 144V145H240ZM242 144H245L244 146L242 145ZM16 145V146H15ZM24 145V146H23ZM128 145V146H129ZM136 145V144H135ZM157 145V147H159ZM177 145V146H178ZM182 145H181V147H180V149L177 147V149H179V150H181L182 151ZM188 145H189V143H188ZM192 145H194V143L192 144ZM191 145V146H192ZM220 145L221 144H219V147H220ZM221 145V146H222ZM231 145V144H230ZM229 145V146H230ZM7 146V150H6V147ZM17 147V148H15V147ZM68 146L66 147V148H64V149H66V150H69L68 149ZM140 146V147H141ZM190 146V145H189ZM190 146V147H191ZM226 146V145H225ZM254 146H253V148H254ZM126 147H127V145H126ZM184 147H187V145L186 146H184ZM188 148L189 150H188V155L191 157V159L187 156V153H186V150H183V153L184 154H181V153H179V152H177L176 151V153H178L180 156L181 155H184L185 156V153H186V160L184 159V161L185 162H187L188 164L187 165H185L184 163H182V165L184 164V166H182L181 167V162H182V160H179V163L177 164V163H175V161H174V163L173 162H171V164L173 165V167H177V171H176V174H177V172L178 173H182V175H184L185 176V182L187 181H189V183H187L186 182V184H188V185H186V190L184 191L183 189H181V190H183V191H181V190H178L177 189V186L179 185V183H181L182 184V182L184 181L183 179H180V177H174V179H177V180H182V182L180 181V182H178V185H174L173 187H172V190L173 191H171V192H173L174 193V191H176V195L179 197V198H181L182 200H185V199H188V197H189V199H191L192 198V196L194 197L195 195H197L198 193V191H199V193H200V191L202 190H206V191H208L207 189H206V187H208L209 188V184H208V179L209 180H211V179H213V180H211L210 182V184L211 185H213L212 183H215V179H216V176L217 177H220V178H222V176L223 175H214V174H212L211 175V169H209L210 167L208 166V168H207V166H204V168L206 167V171H208V176L206 175V173H203V172H201L202 171V169H203V166L201 165V163L203 162V161H205V160H208V159H205V160H203V156L205 155V153H203L202 152V150L200 149V148H198L197 146V149H198V151L200 150L201 151V153H200V151L199 152H197V149L195 150V149H193V150H195L196 151V153H195V151H192V147L191 148ZM195 147V146H194ZM206 148H207V146H205ZM204 147V148H205ZM209 147V146H208ZM216 147V150H218L219 152H220V150L219 149H221L222 147ZM226 147H228V146H226ZM225 147V148H226ZM261 148H264V146H260ZM4 148V150H2ZM9 148V149H8ZM166 147H164V149H165ZM218 148V149H217ZM224 147L222 148V150L223 149H225ZM63 149V152H65V153H67L66 152V150H64ZM119 150L118 151H122L123 150V152H125L126 154L128 153L127 152V150H128V147L124 150V149H120V148H118ZM131 149V153L130 154H132L131 156H130V154H128V156L127 157H131V158H127L126 159V154H125V158H124V161H127V162H124L123 164H126V165H128L129 164V166L128 167H131V165L132 166H137V168H138V172H139V175L141 174V176H146L147 178H150V177H152L153 179H154V181H155V183L156 182H159V179H157V178H160V179H163L162 177H160V175H161V173H162V171L164 170H162L161 169V171L159 170L160 168H161V166L159 167V165L161 164V163H163L164 161H168V157H167V155H165L166 154V150L167 149H165V154H164V149H163V151H161L160 150V152H159V154H158V156L159 155H161L160 157L163 159V160H159V159H161V158H159V159H157V162H159L158 164L159 165H156V162H155V165L153 164V163H151L152 164V166L155 168V167H157V169H153L152 168V170H156L157 172L156 173H158L159 171H160V175L159 176H156V173H152V175L151 174H146V173H148V172H150L149 171V169H148V172H147V168L146 169H144V167H145V165H147L148 163H150V161H151V157H150V160L148 161L147 159V164H145V162L144 163H142V165L144 164V167L142 166V168H140V166H139V163H140V161H139V163H138V160L139 159H137V157H139L141 154H138L137 156H136V152H135V148H134V146H132L131 148L129 147V150ZM136 149V150H137ZM185 149H187V148H185ZM210 148H208V150H209ZM37 150V151H36ZM117 150V149H116ZM167 150V151H168ZM171 150H174V147L171 149ZM170 150V151H171ZM176 150V149H175ZM207 151L206 150V153L207 152H210V155H212L211 157L212 158H214V159H212V160H217V163H218V165H219V161H218V159L220 158V155H219V153H218V155H219V157H217V158H215V153H217L218 151ZM4 151V152H3ZM43 151V150H42ZM56 151H57V149H56ZM75 151V152H74ZM185 151V152H184ZM190 151H192V153L190 152ZM252 151V150H251ZM262 151H264V150H262ZM6 152V154H5V156H4V153ZM41 152V151H40ZM62 152V153H63ZM130 152V151H129ZM162 152V153H161ZM254 152L252 153V154H254ZM7 153H8V156H7ZM65 153L63 154V155H61V156H64V158L63 157H61L62 159H67V157H68V155L66 154V156H65ZM121 153V152H120ZM139 153V152H138ZM156 153V154H155ZM161 153V154H160ZM168 153H171V152H168ZM167 153V154H168ZM175 153V151H173V153L171 154V156L172 157H175L177 154ZM195 154V156H196V154H198L199 156H197V157H194L195 159L196 158H198V160L196 159V160H194L193 158H192V156H194V154ZM223 153V152H222ZM221 152H220V154H222ZM31 154V155H30ZM33 154V155H32ZM58 154V152H56V155ZM148 154H150V156H148ZM173 154H175V156H173ZM208 154V153H207ZM55 155V156H56ZM168 155H170V154H168ZM217 155V156H218ZM261 156L262 155H264V153H261L260 154ZM5 157V158H1V157ZM18 156H20V155H18ZM200 156H202L201 157V159L202 160H199L200 159ZM207 156V155H206ZM208 156H209V154H208ZM261 156L260 157H258V159L259 158H261ZM7 157V158H6ZM21 157V156H20ZM70 157V158H71ZM157 157V156H156ZM172 157H171V159H172ZM182 157V156H181ZM187 157H188V159L189 160H192L193 159V161H189L188 162V159H187ZM210 157V156H209ZM208 157V158H209ZM175 158H177L178 159V157H175ZM183 158H185V157H183ZM262 158H264V156H262ZM262 158H261V160H262ZM68 159H69V157H68ZM67 159V160H68ZM170 159V158H169ZM169 160V161H172V160ZM210 159V158H209ZM254 159V161H258V159L257 160H255ZM2 160V161H1ZM66 160V161H67ZM71 160V159H70ZM145 160V161H146ZM154 160V159H153ZM176 160V159H175ZM211 160V159H210ZM222 160V159H221ZM221 160H220V162H221ZM260 160V159H259ZM4 161H8V162H5L4 163ZM142 161H143V159H142ZM141 161V162H142ZM161 161H163V162H161ZM166 161V162H167ZM181 161V162H180ZM225 160H222V162H224ZM233 161V160H232ZM130 162H132L131 163V165H130ZM152 162V161H151ZM161 162V163H160ZM166 162H164V163H166ZM209 162V163H208ZM207 162V164L208 165H212L213 166V163H210V161H208ZM213 162V161H212ZM259 162H261V161H259ZM259 162H257V163H259ZM262 162H264V161H262ZM261 162V163H262ZM204 163V162H203ZM202 163V164H203ZM205 163H206V161H205ZM217 163H216V165H217ZM256 163V165L258 166V164ZM260 163V164H261ZM122 164V165H123ZM151 164H149V165H147L148 167H150V165ZM170 164V163H169ZM194 164H195V166H194ZM206 164V165H207ZM262 164H264V163H262ZM261 164V165H262ZM23 165V164H22ZM126 165H124V166H126ZM191 165V168L189 167ZM198 165H200L201 166V174L200 175H198V174H196L197 172L196 171H198L200 168H198ZM205 165V164H204ZM214 165H215V161H214ZM239 165H241L240 163H238V164H235V162H234V164H233V162H231V160L230 161H225L224 163H222V167H218V166H215L214 167V171H216L215 173L217 174V172L219 171V174H224V176L223 177H226L225 175H227L225 172H222V171H224L225 169L228 171V175L229 174H231L230 172H233V170H234V168L236 167V166H239ZM164 166H165V164H164ZM171 166V165H170ZM180 166V167H179ZM194 166V167H193ZM221 166V165H220ZM121 167V166H120ZM127 166L126 167H121L120 168V170H121V174H123V173H125L124 171H125V169L127 170V168H128ZM162 167H163V165H162ZM166 167H168V165L166 166ZM183 167L185 168V170L183 169ZM217 167V168H216ZM224 167V168H223ZM229 167V168H228ZM125 168V169H124ZM169 168V167H168ZM190 168V169H189ZM194 168H198V170L197 169H193ZM211 168H213V167H211ZM124 169V170H123ZM169 169H171L170 171L171 172H173L174 170H173V168L172 167H170ZM169 169H168V171H169ZM222 169V170H221ZM129 170V169H128ZM150 170H151V168H150ZM176 170V169H175ZM187 170V171H186ZM204 171H205V169H203ZM213 170V169H212ZM140 171H141V173H140ZM143 171V172H142ZM146 171V172H145ZM169 171V172H170ZM186 172V174L187 173H189V172H191V177H192V175H193V177L191 178V177H188L187 175H185V174H183L184 172ZM127 172V171H126ZM152 172V171H151ZM175 172V171H174ZM173 172V173H174ZM193 172H196V173H193ZM213 172V171H212ZM144 173V174H143ZM173 173H170V174H173ZM214 173V172H213ZM128 174V173H127ZM154 174H155V176L157 177H155L154 176ZM195 174V175H194ZM182 175H181V178H182ZM189 176H190V173L188 174ZM211 175V176H210ZM123 176V175H122ZM126 175L124 174V176L123 177H125ZM154 176V177H153ZM173 176H175V175H173ZM176 176H178V175H176ZM197 176H198V178L199 177H201L200 178V180H197L198 178H197ZM210 176V177H209ZM142 178H144V177H142ZM169 178V175H168V177H167V179ZM173 178V177H172ZM188 178V179H187ZM190 178V179H189ZM206 178V179H205ZM208 178V179H207ZM146 179V178H145ZM196 181H195V180ZM170 180H172V179H169L168 181H170ZM193 180L195 181V184H194V182H193ZM192 185H191V184ZM177 184V183H176ZM189 184H190V188H189ZM208 184V185H207ZM161 185V184H160ZM164 186V185H163ZM175 186H176V188H175ZM181 186V185H180ZM180 186H178V188L180 187ZM184 185H182V188H184L183 187ZM181 188V187H180ZM212 190H211V189ZM210 191H216V186H215V184H214V188H212L211 186H210ZM179 191H181V192H183V193H180ZM178 193V194H177ZM197 193V194H196ZM180 194V195H179ZM181 195H183V196H181ZM199 195V194H198ZM195 198H196V196H195Z\"/></svg>",
	"mask_w": 264,
	"mask_h": 264
}]
</instances>
